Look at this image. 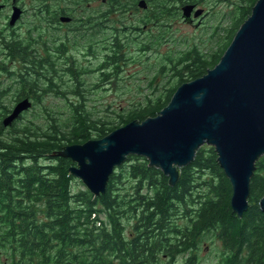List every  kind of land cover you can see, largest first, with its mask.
I'll return each mask as SVG.
<instances>
[{"label":"trees","instance_id":"trees-1","mask_svg":"<svg viewBox=\"0 0 264 264\" xmlns=\"http://www.w3.org/2000/svg\"><path fill=\"white\" fill-rule=\"evenodd\" d=\"M146 1L148 9L138 8V0H112L120 12L144 10V15L132 26L113 30V59L104 74L97 72L105 66L101 63L92 69L85 64L83 75L96 72L107 81L112 70L122 72V61L147 58L182 6L202 0ZM256 1L234 2L231 23L224 28L225 35H218L214 51L203 52L194 44L175 56L168 53L165 61L160 57L147 90L139 88L141 96L122 111L103 116L87 109L81 75L79 81L64 83L69 95L83 97L75 102L64 97L70 103L68 120L48 111L46 104V110L39 112L46 126L36 124L34 117L10 130L0 122V242L27 252L36 264H198L200 251L218 241L222 246L218 264H264V211L259 206L264 196V156L251 179L248 208L240 216L231 207L232 185L213 145L198 149L194 160L180 169L175 185L144 156L128 155L98 196L88 189L73 190L76 176L70 167L77 163L53 155L67 145L102 138L131 120L158 115L180 84L217 65ZM108 20L102 19L100 32L109 29ZM100 45L103 53L109 44ZM133 47H139L136 56ZM39 83L38 79V90Z\"/></svg>","mask_w":264,"mask_h":264},{"label":"water","instance_id":"water-1","mask_svg":"<svg viewBox=\"0 0 264 264\" xmlns=\"http://www.w3.org/2000/svg\"><path fill=\"white\" fill-rule=\"evenodd\" d=\"M137 4L148 7L146 0ZM181 10L189 23L203 13L189 2ZM250 13L217 65L180 84L158 115L131 120L102 138L67 145L53 155L76 162L71 174L98 196L128 155L144 156L175 185L198 149L213 145L232 185L231 207L242 216L257 161L264 155V0H257ZM29 106L27 99L20 102L4 125ZM259 204L264 211V196Z\"/></svg>","mask_w":264,"mask_h":264},{"label":"flooded vegetation","instance_id":"flooded-vegetation-1","mask_svg":"<svg viewBox=\"0 0 264 264\" xmlns=\"http://www.w3.org/2000/svg\"><path fill=\"white\" fill-rule=\"evenodd\" d=\"M112 4V0H0V122L5 129L26 124L28 119L31 122L33 117L28 114L46 110L44 97L69 96L64 83L79 81L85 64L104 63L97 70L104 74L113 59L116 19L134 12H120ZM103 18L110 19L105 33L99 31ZM107 34L108 38L103 37ZM106 42L109 45L102 53L100 44ZM108 74L110 78L114 72ZM26 99L30 106L4 125L5 118ZM35 261L27 252L11 248L9 242H0V264Z\"/></svg>","mask_w":264,"mask_h":264},{"label":"rangeland","instance_id":"rangeland-1","mask_svg":"<svg viewBox=\"0 0 264 264\" xmlns=\"http://www.w3.org/2000/svg\"><path fill=\"white\" fill-rule=\"evenodd\" d=\"M235 1L237 0H202L197 6L203 8V13L199 17L194 18L192 23L184 20L181 11L178 18L174 20L170 19V26L167 27V32H161V35H164V37H162L155 46L149 48L147 51L148 54H146L148 56L147 58L144 55L136 56V54H139L137 52L139 47H133L131 50L136 56L135 59L129 60L128 62L122 61V72H116V70H112L113 67H111V69H109L112 70L110 73L112 74L114 72V74H112L110 78L106 77L109 78L107 81L96 72L84 74L82 76L84 80L82 83L83 86H81L80 90L84 94V96H81L85 97V107L93 111L94 114L103 116L107 114L112 115L115 109L122 111L124 109L123 107H127L137 97L141 96L140 93L147 90L146 85L148 80L153 76V72L155 71V67H157V63L160 61V57L162 61H165L168 53L172 52L171 55L175 56L177 55L176 53H180L192 47L194 44L201 47L203 52L214 51L221 38L218 35H225L224 28L231 23L230 12H232L235 6ZM143 15L144 10H140L133 13L129 12V14L124 17H117V26L119 28H124V25L132 26L136 23L137 19ZM134 18L136 20H134ZM200 21L201 23L199 24ZM216 28L217 33L214 34L213 30ZM152 30L155 32L157 29L152 28ZM141 38L144 39V35H142ZM89 67L92 69L94 66L88 65L87 69ZM165 80L166 79L162 81L165 83ZM164 83H161L162 85L160 84V86H163ZM85 87L92 89L91 92H88ZM139 88L142 90L144 88V90L139 91ZM78 96L79 95H69L68 97L75 102L83 98H78ZM43 100L44 102L42 105L47 104L50 107L48 111L52 110L58 117L60 116L65 120L69 119L71 115L69 110L70 103L68 104L67 100L59 98V96L57 97L54 94L44 97ZM42 112L44 111H40V113ZM38 115H40L39 118ZM41 115L43 114H39V112L35 115L28 114V118L32 116L36 124L46 126L47 121ZM263 156L264 155H262V157ZM262 157H260V159ZM72 187L73 190L87 189L85 184L76 177L72 183ZM209 244V246L206 245V248L200 251L198 264H218V257H220L222 246L218 241H216L215 244L212 242ZM180 259L181 257L179 256L176 261L180 262Z\"/></svg>","mask_w":264,"mask_h":264},{"label":"clouds","instance_id":"clouds-1","mask_svg":"<svg viewBox=\"0 0 264 264\" xmlns=\"http://www.w3.org/2000/svg\"><path fill=\"white\" fill-rule=\"evenodd\" d=\"M203 95V92H200L199 94H198V98H200V96H202Z\"/></svg>","mask_w":264,"mask_h":264}]
</instances>
